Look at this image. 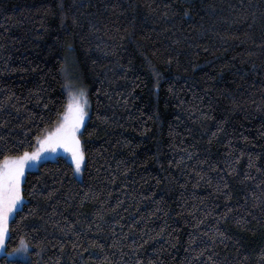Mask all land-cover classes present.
Returning a JSON list of instances; mask_svg holds the SVG:
<instances>
[{
    "label": "trees",
    "instance_id": "16d2710c",
    "mask_svg": "<svg viewBox=\"0 0 264 264\" xmlns=\"http://www.w3.org/2000/svg\"><path fill=\"white\" fill-rule=\"evenodd\" d=\"M75 86L83 169L27 173L0 264H264V0H0V160Z\"/></svg>",
    "mask_w": 264,
    "mask_h": 264
},
{
    "label": "snow or ice",
    "instance_id": "6c2138e0",
    "mask_svg": "<svg viewBox=\"0 0 264 264\" xmlns=\"http://www.w3.org/2000/svg\"><path fill=\"white\" fill-rule=\"evenodd\" d=\"M87 105V98L83 89L75 93L69 92V103L67 111L63 115V123L56 129L55 133H49L41 141L47 144L53 151L57 146H63L71 152L76 170H80L84 160V152L81 149L80 139L76 135L79 130ZM39 150L24 151L20 155H4L0 160V248L4 247L5 236L8 231L7 224L9 216L21 201V178L30 161L39 159ZM22 250L27 252V245L22 244ZM13 255V253H9Z\"/></svg>",
    "mask_w": 264,
    "mask_h": 264
},
{
    "label": "rangeland",
    "instance_id": "374dc122",
    "mask_svg": "<svg viewBox=\"0 0 264 264\" xmlns=\"http://www.w3.org/2000/svg\"><path fill=\"white\" fill-rule=\"evenodd\" d=\"M79 89H82V88H80L78 86H75V89L72 90L71 92L72 93H75ZM84 92H85V90H84ZM85 95H86V92H85ZM84 111H85L86 114L84 115L82 124H81L79 130L76 133V135L80 139V145H81V149H82L83 152H84V150H83V147H82V142H81V137L80 136H81V133H82L84 127H85L86 120H87V116H88V107H87V105L85 106ZM62 123H63V118H62L60 124L57 127H55L52 131H50L49 133H55L56 129ZM48 134L44 138H42L41 140H39L37 147L33 150V151L39 150V156H40V158L37 159V160H35V161H30L29 164H28V166H26V168L24 170V175L21 178V184H20L21 197H22V199L18 203V206L14 209L13 213H11L10 216H9V220H8V224H7L8 231H7L6 236H5V244H4V247L3 248H0V258L2 256H7L8 259L21 260V261H28L29 258H30V254H29L30 248H29V245L26 242H24V241H22L16 249H14V250H12L10 252H7V249H6L7 241H8V238H9V232H10V223H11L12 219L15 217V215L17 214V212L22 209L23 204L25 202V197H24V193H23V186H24V182H25L27 173L30 172V171L37 170L43 162L52 161V160L56 159L58 156L65 157L73 165V167H74V169H75L76 172L79 173L83 169V166H84V163H85V153H84V160H83V162L81 163V166H80V170L77 171L76 170L75 163H74L73 158H72V154H71L70 151L67 150V148H65L63 146H57L56 149H55V151H53L47 144H43V145L41 144V141L44 140L48 136ZM33 151H29V152L31 153ZM22 244L23 245H27V252H25V251L22 250ZM9 253H13V255H9Z\"/></svg>",
    "mask_w": 264,
    "mask_h": 264
}]
</instances>
